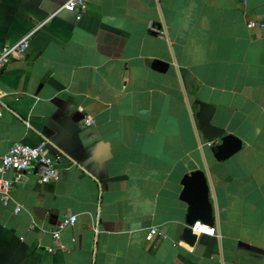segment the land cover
Listing matches in <instances>:
<instances>
[{"label":"crops","instance_id":"1","mask_svg":"<svg viewBox=\"0 0 264 264\" xmlns=\"http://www.w3.org/2000/svg\"><path fill=\"white\" fill-rule=\"evenodd\" d=\"M63 3L0 0V48L36 29L0 72V165L44 142L61 170L46 184L37 165L7 173L0 264H264V27H248L264 0H91L80 20ZM198 99L243 142L226 160ZM205 168L215 233L191 245L182 181Z\"/></svg>","mask_w":264,"mask_h":264},{"label":"built area","instance_id":"2","mask_svg":"<svg viewBox=\"0 0 264 264\" xmlns=\"http://www.w3.org/2000/svg\"><path fill=\"white\" fill-rule=\"evenodd\" d=\"M91 0H64L61 9H66L75 14L76 19L80 20L88 10L89 2ZM60 10V9H59ZM58 13L56 11L51 15L54 16ZM43 23H41L42 25ZM39 25L38 27H40ZM261 26L264 27V22L250 21L248 22V27L253 28ZM37 27V28H38ZM152 30L156 31L158 34L165 35V29L158 28L151 24ZM36 32V29L29 32L19 41L4 45L0 48V72L9 64L12 59L19 58L23 56L30 47V41L32 35ZM86 124H92V119H87ZM209 145L213 142L208 141ZM58 155H54L49 152L46 144L44 142L37 145H29L21 142L13 144L7 153H5L1 159L0 165V198L4 203H8L11 199V191L15 183L19 180V177L9 178L7 173L11 170L22 172L27 170L33 165L38 166L39 172V182L41 184L50 183L57 181L61 177V170L57 165ZM20 210V206L16 208V211ZM77 221V215L67 216L61 223L60 228L53 231L55 239L60 238V231L62 228L73 225ZM193 232L207 233L213 235L215 233V228L201 221H198L193 227ZM156 236L166 237L165 233L160 231L157 227H151L146 235L147 240H152Z\"/></svg>","mask_w":264,"mask_h":264},{"label":"water","instance_id":"3","mask_svg":"<svg viewBox=\"0 0 264 264\" xmlns=\"http://www.w3.org/2000/svg\"><path fill=\"white\" fill-rule=\"evenodd\" d=\"M154 66L161 71L167 69L168 63L155 60ZM199 105L195 113L198 122V130L204 139L217 143H212L211 151L217 160H226L241 150L242 140L232 133H226L225 129L213 123V116L216 111L215 105L202 100L195 101ZM184 189L181 198L189 204L187 214V226L184 229V239L193 245L197 240V234L192 227L201 221L214 227L215 208L210 199L211 182L207 168L198 169L187 174L183 181Z\"/></svg>","mask_w":264,"mask_h":264}]
</instances>
